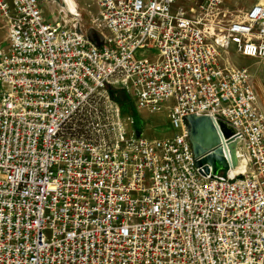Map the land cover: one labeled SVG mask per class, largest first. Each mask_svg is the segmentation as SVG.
Listing matches in <instances>:
<instances>
[{
    "label": "built area",
    "instance_id": "obj_1",
    "mask_svg": "<svg viewBox=\"0 0 264 264\" xmlns=\"http://www.w3.org/2000/svg\"><path fill=\"white\" fill-rule=\"evenodd\" d=\"M225 2L97 0L98 47L69 9L0 0V264H264V114L230 60H264V0ZM111 88L174 135L130 131ZM191 116L229 133L237 167H196Z\"/></svg>",
    "mask_w": 264,
    "mask_h": 264
},
{
    "label": "rangeland",
    "instance_id": "obj_2",
    "mask_svg": "<svg viewBox=\"0 0 264 264\" xmlns=\"http://www.w3.org/2000/svg\"><path fill=\"white\" fill-rule=\"evenodd\" d=\"M41 4L42 11L45 17L48 18L49 21H54L57 18L63 19L65 22H70L73 19L70 15H68V7L65 6L64 0H39ZM65 4H63V2ZM77 4L78 13L81 15L76 18L78 26L83 31L89 30H97L95 25V21L99 16V7L97 4V0H74ZM229 1V0H228ZM247 1L249 0H238V5L234 15H238L239 11L244 12L247 10ZM252 1V0H251ZM227 2V1H226ZM225 2V5L227 3ZM253 2V1H252ZM233 7H236V3H231ZM227 8V7H226ZM4 20L0 19V47L6 46V28L4 29ZM73 23V22H72ZM236 67H247L251 73L252 83L256 84L257 93H261L264 97V60L259 59H241L235 61ZM254 78V81H253ZM117 90V89H116ZM258 94V95H259ZM129 96V95H128ZM132 102V101H131ZM134 105H124L122 106L123 114L126 117H130L133 122V110ZM135 109V108H134ZM136 110V109H135ZM137 115L141 121L142 132L141 134L148 139H164L168 137H172L174 135V130L170 125L169 115L167 109H164L161 112H157L151 114L149 112H137ZM136 131L135 124L130 128ZM227 171L220 172L221 175H226Z\"/></svg>",
    "mask_w": 264,
    "mask_h": 264
},
{
    "label": "water",
    "instance_id": "obj_3",
    "mask_svg": "<svg viewBox=\"0 0 264 264\" xmlns=\"http://www.w3.org/2000/svg\"><path fill=\"white\" fill-rule=\"evenodd\" d=\"M87 36L96 46L102 45L103 37L98 31L89 30ZM187 123L198 169H202L205 175H219L222 171L237 167V155L234 157L230 154V158L223 145V137L210 117L191 116L187 118Z\"/></svg>",
    "mask_w": 264,
    "mask_h": 264
},
{
    "label": "crops",
    "instance_id": "obj_4",
    "mask_svg": "<svg viewBox=\"0 0 264 264\" xmlns=\"http://www.w3.org/2000/svg\"><path fill=\"white\" fill-rule=\"evenodd\" d=\"M227 2V5L228 6H226L225 5V7H227V9L230 11V12H232V13H234V12H238V11H236V9L235 8H237V6H239L238 5V0H226ZM240 1V0H239ZM253 1V2H252ZM249 0V1H247V10H249L250 8H252L255 4H256V2L258 1V0ZM236 3V7H233L232 6V4L231 3ZM0 19H3L5 22H4V29L6 28V38H7V22H6V20L0 15ZM245 58H247V57H242V56H239V55H236V54H234L233 52H232V55L230 56V60H231V63H232V65H234L235 66V61H238V60H241V59H245ZM247 59H252V58H247ZM245 68H247V67H245ZM248 69V68H247ZM250 71V70H249ZM251 74V73H250ZM255 82V81H254ZM255 84V83H254ZM255 86H256V84H255ZM255 88V87H254ZM256 90V89H255ZM264 91V90H263ZM256 92H257V90H256ZM257 94H259V93H257ZM258 105H259V108H260V110H261V112L264 114V97L261 95V93L258 95Z\"/></svg>",
    "mask_w": 264,
    "mask_h": 264
},
{
    "label": "trees",
    "instance_id": "obj_5",
    "mask_svg": "<svg viewBox=\"0 0 264 264\" xmlns=\"http://www.w3.org/2000/svg\"><path fill=\"white\" fill-rule=\"evenodd\" d=\"M110 94H111V98L117 102L118 104H120L121 106H124V105H132V102H131V99L130 97L128 96V94L125 92V91H122V90H116V89H110ZM132 110H133V119H134V124H135V127H136V131L138 134H141V130H142V127H141V121L136 113V110L132 107Z\"/></svg>",
    "mask_w": 264,
    "mask_h": 264
},
{
    "label": "bare ground",
    "instance_id": "obj_6",
    "mask_svg": "<svg viewBox=\"0 0 264 264\" xmlns=\"http://www.w3.org/2000/svg\"><path fill=\"white\" fill-rule=\"evenodd\" d=\"M64 2L66 3L68 9L72 13H75L76 16H78V17L81 16L78 13L77 4L75 3L74 0H64ZM64 2H63V4H65ZM253 81H254V78H253ZM253 86L256 88L254 82H253ZM224 132H225V135L224 136L222 135L223 141H224V147L226 148L228 155L232 154L235 157L237 155V152L235 151L236 150L235 140L233 139V140L228 141V136L227 135H229V133H227L226 131H224ZM230 158H231V155H230Z\"/></svg>",
    "mask_w": 264,
    "mask_h": 264
}]
</instances>
